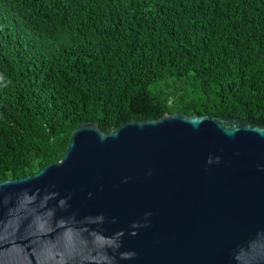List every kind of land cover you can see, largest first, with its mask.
Instances as JSON below:
<instances>
[{
	"label": "trees",
	"instance_id": "16d2710c",
	"mask_svg": "<svg viewBox=\"0 0 264 264\" xmlns=\"http://www.w3.org/2000/svg\"><path fill=\"white\" fill-rule=\"evenodd\" d=\"M175 112L264 126V0H0V183Z\"/></svg>",
	"mask_w": 264,
	"mask_h": 264
},
{
	"label": "water",
	"instance_id": "95a60500",
	"mask_svg": "<svg viewBox=\"0 0 264 264\" xmlns=\"http://www.w3.org/2000/svg\"><path fill=\"white\" fill-rule=\"evenodd\" d=\"M0 264H264V126L79 125L60 161L0 183Z\"/></svg>",
	"mask_w": 264,
	"mask_h": 264
}]
</instances>
